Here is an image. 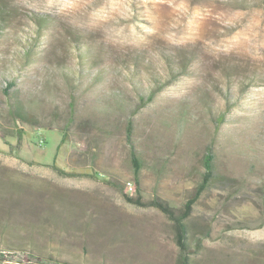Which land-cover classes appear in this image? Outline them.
Listing matches in <instances>:
<instances>
[{
	"label": "rangeland",
	"instance_id": "374dc122",
	"mask_svg": "<svg viewBox=\"0 0 264 264\" xmlns=\"http://www.w3.org/2000/svg\"><path fill=\"white\" fill-rule=\"evenodd\" d=\"M0 4L15 11L0 73L35 117L9 114L0 91V264H264V0ZM75 41L108 72L71 91L59 65L78 69ZM148 69L161 83L144 103ZM208 152L183 249L173 219L127 197L181 214Z\"/></svg>",
	"mask_w": 264,
	"mask_h": 264
},
{
	"label": "trees",
	"instance_id": "16d2710c",
	"mask_svg": "<svg viewBox=\"0 0 264 264\" xmlns=\"http://www.w3.org/2000/svg\"><path fill=\"white\" fill-rule=\"evenodd\" d=\"M15 15V11L11 8H9L6 4H0V41L4 40L7 35V28L11 25V22L13 20V17ZM38 30L40 31L42 26L46 25V18L43 17H37L36 19ZM49 21V20H48ZM32 36V35H31ZM37 40V39H36ZM28 43V41H27ZM21 45L24 47V51H19L20 54L18 56L23 55V58H25L27 61V64L31 63V59H33L36 55V51H34L31 46L28 44H24L23 41H21ZM76 49H77V59H78V69H72L71 67L67 66L65 63H60V74L61 76L66 80L67 84L70 86L71 91L74 90V87L77 86L78 80L77 76L87 75L85 71L88 70V68H91L92 73L89 74L90 79L93 80H100L106 76L108 70L105 64H102V55L98 52V49H96L94 46L86 44L84 48L82 49V46L80 43L75 41ZM18 52V53H19ZM10 54L7 53L5 50L0 51V62H7L10 59ZM137 58H140L139 56ZM136 64V62H135ZM130 65L126 64L125 67L129 68ZM137 70V69H136ZM139 73L140 71L137 70ZM12 77V78H9ZM13 74L9 71L8 73L1 74L0 73V91L4 95L5 98V105L6 110L9 114H11L14 117L17 118H35L34 114L31 113L21 101H18V92L15 86V80L13 78ZM148 77L151 79L153 83V89L150 91V94L146 98L144 94L141 95V100L145 102H150L154 95L155 91H157L156 86L161 81V78L158 74H154L150 69H148ZM161 83V82H160ZM1 112V109H0ZM222 120V118H221ZM0 136L4 140L6 144H9L7 141V134L4 133L0 128ZM204 166L205 171L203 173V179L200 185L197 187L195 194L186 202L185 209L181 214H178L176 210L171 207L168 203L164 202L160 199H154L151 201H144L141 196L135 198L127 197L128 200L138 204V205H151L159 208L164 213H166L171 219H173L176 223L177 227V237L178 242L181 245L183 249L187 248L186 243V224L185 220L189 217L191 214L193 204L198 200L200 195L206 190L210 182L215 176V159L214 154L212 152H208L204 156ZM133 164L135 166V173L137 174L136 179V185L139 184V177L140 171L142 169V160L140 157L133 156Z\"/></svg>",
	"mask_w": 264,
	"mask_h": 264
}]
</instances>
